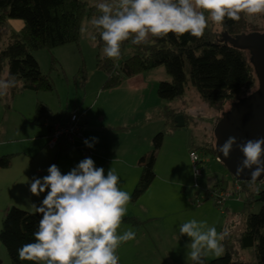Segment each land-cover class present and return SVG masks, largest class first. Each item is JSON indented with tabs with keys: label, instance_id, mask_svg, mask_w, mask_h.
Returning a JSON list of instances; mask_svg holds the SVG:
<instances>
[{
	"label": "rangeland",
	"instance_id": "rangeland-1",
	"mask_svg": "<svg viewBox=\"0 0 264 264\" xmlns=\"http://www.w3.org/2000/svg\"><path fill=\"white\" fill-rule=\"evenodd\" d=\"M79 1L110 16L120 15L125 7L128 11L126 16L130 17L137 2L147 3L150 0ZM237 1L248 23L245 34H264V0ZM190 10L192 19L201 29L223 34L217 27L215 0H190ZM93 23L91 17L83 19L78 47L67 45L31 53L41 74L52 84V93L22 91L11 97L5 84L7 66L4 65L0 77V158L13 156L8 170L13 165L17 168L18 163L22 173L35 172L39 184L36 191L32 188L29 192H22L13 182H0V229L4 214L11 208L33 214L43 209L46 203L55 214L53 221L56 223L53 225L76 221L71 218H77L81 211L77 207L78 197L82 196V200L87 201L92 196L98 203L109 202L116 206L121 218L140 221L152 219L154 224L167 232L168 237L186 242L182 250L186 255L168 250L171 251V259L159 258L164 264H192V257L196 254H201L209 262L222 258L225 247L237 255L234 264H257L253 251L240 249L238 240L246 217L256 215L261 210L259 203L249 200L250 195L261 190L259 184L249 186L245 197L241 192L238 198L226 202L222 207H217L209 196L213 187L224 189L232 183L224 167L200 150L211 142L212 126L220 114L203 103L190 85L185 88L182 99L171 102L159 100V84L171 81L162 67L123 79L113 89H104L106 77L96 70V58L116 61L115 54L117 48L122 46L123 36L119 32H112L108 43L98 48ZM22 28L23 22L20 20H5L0 26V52L7 47L11 35L18 34ZM121 54L123 61L133 56L128 46L121 48ZM38 104L43 105L53 117L73 109L80 113L85 143L89 145L90 142L99 148L104 156L98 167L101 174H98L97 167L90 169V173L86 170V151L81 150L78 144L65 152L48 149L45 125L50 123L44 120L35 123ZM165 109L182 114L186 118V125L179 129L166 126L162 119ZM229 109L230 106H227L223 113ZM89 126L94 133L87 131ZM97 129L101 130L100 137L95 135ZM158 134L163 135V140L155 152V179L139 200L131 202L130 197L141 174L139 160L153 152V140ZM36 141H41V144L35 147L32 143ZM89 151H92L91 146ZM191 151L203 162V166L198 168V178L194 177L188 158ZM246 198L251 203L247 207ZM63 203L67 204L65 209ZM62 212L63 217L60 215ZM106 221L117 239L127 237L128 233L124 231L132 233L130 227L112 222L108 224ZM86 234L104 236L101 234H105V231L100 229ZM114 247V254L106 264H114L118 258L115 254L118 244ZM122 251L119 247V259L123 261ZM151 260L145 257L138 262L151 264ZM0 264H11L1 243ZM40 264H52L49 238L42 242Z\"/></svg>",
	"mask_w": 264,
	"mask_h": 264
},
{
	"label": "trees",
	"instance_id": "trees-1",
	"mask_svg": "<svg viewBox=\"0 0 264 264\" xmlns=\"http://www.w3.org/2000/svg\"><path fill=\"white\" fill-rule=\"evenodd\" d=\"M215 6L220 33L235 37L247 32L248 23L237 0H215ZM127 14H101L79 0H0V26L7 19L23 22L22 30L12 34L7 47L0 52V77L6 65L5 84L10 96L14 97L22 91L52 93V84L41 74L31 53L67 45L78 47L82 21L91 17L94 19L93 31L98 48L108 43L112 32L123 36L122 46L115 54L116 61L96 58V70L106 77L104 89H113L123 79L164 68L171 81L159 84V100L171 102L182 99L185 88L190 85L203 103L220 114L212 126L211 142L200 148L204 154L216 158L213 130L221 114L227 106L257 90L258 83L249 63V54L223 45L221 34L201 29L191 17L190 0L137 2L133 14L130 17ZM123 46L130 47L133 52V56L125 61L121 54ZM72 111L77 110L53 117L43 105L38 104L35 123L49 122L46 125L49 134L52 125L65 123ZM163 112L166 126L176 129L173 120L182 114L166 109ZM78 117L83 127L79 112ZM182 118L186 122V118ZM162 140L163 135L158 134L153 140V152L139 160L141 174L130 197L131 202L139 200L153 183L155 152L161 147ZM71 147L59 144L56 149L65 152ZM12 158H0V171L11 167ZM253 184L240 183L244 197L247 188ZM249 200L259 203L261 210L246 217L238 245L242 250L251 249L256 263L261 264L264 261V189L250 195ZM247 202L245 207L251 205L250 201ZM98 214L109 222L134 230L150 222L121 218L116 206L109 202L100 203ZM47 238L51 241L52 264H106L115 251L109 237L87 235L82 220L53 225L46 208L33 214L11 208L4 214L0 243L11 264H40L41 245ZM236 258L237 255L225 247L222 258L207 262L201 254H196L193 264H234Z\"/></svg>",
	"mask_w": 264,
	"mask_h": 264
},
{
	"label": "water",
	"instance_id": "water-1",
	"mask_svg": "<svg viewBox=\"0 0 264 264\" xmlns=\"http://www.w3.org/2000/svg\"><path fill=\"white\" fill-rule=\"evenodd\" d=\"M220 42L249 54L258 86L221 115L213 130L216 159L236 182L257 184L264 180V34L223 33ZM173 123L176 129L184 126L182 117Z\"/></svg>",
	"mask_w": 264,
	"mask_h": 264
},
{
	"label": "crops",
	"instance_id": "crops-1",
	"mask_svg": "<svg viewBox=\"0 0 264 264\" xmlns=\"http://www.w3.org/2000/svg\"><path fill=\"white\" fill-rule=\"evenodd\" d=\"M81 121L83 122L82 117H81ZM45 129L47 130L46 133V138H47L48 129L46 125H45ZM90 130L94 133L92 127L89 126L87 128V131L90 132ZM101 134H102L101 130L97 129L95 135L100 137ZM32 144H34L36 147L38 146V144L39 145L41 144V141H36ZM75 144H78L81 150L86 151L85 157L88 158V169L86 170L90 173V169H94L95 167H97L98 174H101L102 171L98 167L101 164L100 160L104 156L99 151V148L94 147L93 144H90V142L89 145H87L86 143H84L85 144L84 145L81 142H76ZM75 144L71 148H75ZM90 146L92 151H89ZM88 153H91L92 156H89ZM21 169L22 167L18 166L17 163V168L15 167V165H13V167L10 170L0 171L2 172L0 173V182L1 183L5 181L13 182L14 186L22 192H29L31 191L32 188L36 191L39 184V177H36L34 174L35 172L32 173L31 171H26L25 173H22L20 171ZM92 176L94 177L95 175L92 174ZM99 204L100 203L96 202L92 196L89 197L87 201H83L82 196H80V198L78 197L77 207L80 208L81 211L77 216V218H71V220L84 221L86 233H93V231H100V229L105 231V234H101V235L109 236V238H111V240L113 241L114 245H116V243L118 244V249L115 253L117 254L118 258L116 259V262L114 264H142V262H138V260L141 259V261H143V258L145 257H149L150 259H152L151 264H164L161 261H159V258L160 260L163 257H167L171 259L172 254L171 251L168 250L176 251L183 256L186 255L182 253L184 243L186 242L182 243L176 237H168L167 232L162 230V227H160L159 225L154 224L152 219L141 220V222H146V221H150V222L138 230L131 229L132 230L131 234L130 231H124L128 233L127 237L125 236L122 239H117L114 236V232H113L114 230L110 227V225H106V223L104 222L106 220L98 214ZM45 205L43 207L49 211L51 223L55 224L56 222L53 221L55 219V214H53V211L51 210V207L48 203H46ZM66 207L67 204L63 203V209H65ZM60 215L61 217H63L64 215L63 212L60 213ZM106 222L110 224V222L108 221ZM104 226L106 228H104ZM87 230L90 232H87ZM119 247H120V252L121 250H123L122 251L123 253L122 257H124L123 261L119 259V255H120V253H118ZM191 254L193 255V252ZM191 263L193 264V257Z\"/></svg>",
	"mask_w": 264,
	"mask_h": 264
},
{
	"label": "built area",
	"instance_id": "built-area-1",
	"mask_svg": "<svg viewBox=\"0 0 264 264\" xmlns=\"http://www.w3.org/2000/svg\"><path fill=\"white\" fill-rule=\"evenodd\" d=\"M122 13H127V9L123 7ZM83 127L79 122L78 112L72 111L69 119L65 123H55L52 125L50 132L46 138L47 147L49 150H55L59 144L66 146H73L76 142L85 143L83 134ZM92 156L91 153H88ZM189 161L193 166L194 177H200V166H203V162L200 161L199 157L194 151L189 152ZM217 162V160H216ZM260 189H264V182L258 183ZM241 193L240 183L232 181L223 188L213 187L209 196L217 207H222L224 204L234 198H238Z\"/></svg>",
	"mask_w": 264,
	"mask_h": 264
},
{
	"label": "clouds",
	"instance_id": "clouds-1",
	"mask_svg": "<svg viewBox=\"0 0 264 264\" xmlns=\"http://www.w3.org/2000/svg\"><path fill=\"white\" fill-rule=\"evenodd\" d=\"M216 159V158H215ZM217 160V159H216ZM233 181H235V180H233ZM262 182H264V181H262Z\"/></svg>",
	"mask_w": 264,
	"mask_h": 264
}]
</instances>
